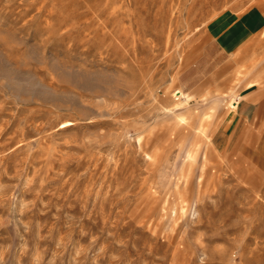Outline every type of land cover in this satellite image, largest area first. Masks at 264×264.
I'll list each match as a JSON object with an SVG mask.
<instances>
[{
    "label": "rangeland",
    "instance_id": "374dc122",
    "mask_svg": "<svg viewBox=\"0 0 264 264\" xmlns=\"http://www.w3.org/2000/svg\"><path fill=\"white\" fill-rule=\"evenodd\" d=\"M0 264H264V0H0Z\"/></svg>",
    "mask_w": 264,
    "mask_h": 264
},
{
    "label": "crops",
    "instance_id": "0c3cea01",
    "mask_svg": "<svg viewBox=\"0 0 264 264\" xmlns=\"http://www.w3.org/2000/svg\"><path fill=\"white\" fill-rule=\"evenodd\" d=\"M247 102L249 103L250 101L247 100ZM235 109H236L237 113H241V116L251 115V110L249 111L248 106H245V107L242 106L241 107L240 105H237Z\"/></svg>",
    "mask_w": 264,
    "mask_h": 264
},
{
    "label": "bare ground",
    "instance_id": "6f19581e",
    "mask_svg": "<svg viewBox=\"0 0 264 264\" xmlns=\"http://www.w3.org/2000/svg\"><path fill=\"white\" fill-rule=\"evenodd\" d=\"M235 107H236V106H235ZM235 107H234V108H235Z\"/></svg>",
    "mask_w": 264,
    "mask_h": 264
}]
</instances>
